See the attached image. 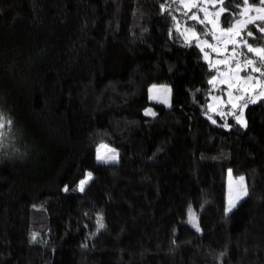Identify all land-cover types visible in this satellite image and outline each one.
<instances>
[{"label": "trees", "instance_id": "1", "mask_svg": "<svg viewBox=\"0 0 264 264\" xmlns=\"http://www.w3.org/2000/svg\"><path fill=\"white\" fill-rule=\"evenodd\" d=\"M191 10L0 0V111L14 122L0 147V264H264V100L247 104L245 127L210 112L216 69L184 33L211 41L210 26ZM153 84L169 86L168 105L149 100ZM100 143L118 159L98 161ZM228 170L248 195L225 212Z\"/></svg>", "mask_w": 264, "mask_h": 264}, {"label": "rangeland", "instance_id": "2", "mask_svg": "<svg viewBox=\"0 0 264 264\" xmlns=\"http://www.w3.org/2000/svg\"><path fill=\"white\" fill-rule=\"evenodd\" d=\"M197 5V7L193 8V10L190 11L189 15L192 16L193 13H195L198 16V20L207 21L209 23V34L212 40L209 41L208 39L206 40L203 38H199L198 35L194 36L193 30L189 28H187L184 33L187 38H198L197 43L201 47V49L204 50L205 57L207 55L206 60L212 67L216 69V75L214 76L215 79L212 78L215 93L213 92L211 94V101L209 104L210 112L220 117L223 122L222 125L225 127H228L230 125V123L228 122L229 118H234L237 121L236 117L240 116L241 120H243L244 123L242 124L238 121L237 123L240 126L245 127L246 119L244 115V105L246 102L247 104H250V101L256 98L260 89L258 88L256 92H244L243 83L236 80V73L234 70L237 67V62H240L241 67H243V59L245 57L239 55V53L243 52L247 56V58H257L253 54L247 53L246 48L242 47L240 44H237V55L235 56V59H233V45L225 44V41L228 39V37L226 35H222L220 31L221 27H213V24L210 23L211 20L215 19L213 13L219 10L220 5L217 4L215 6H212L208 3L203 2V0H197ZM184 6L189 11V8L186 5ZM256 14L257 13L255 11L250 13L251 16H255ZM239 19H245V17H239ZM180 31H183V29ZM214 36L221 37V39L217 40L214 38ZM204 41H207V43H204ZM209 44L212 45V47H209ZM214 49H219V51H214ZM210 51L213 54H211ZM223 60H228L229 63H217V61ZM261 67H264V65H261ZM245 75H252L253 77H256L259 74L251 72L250 69H245L240 73V76ZM261 79H264V77H261ZM222 81H228V83H224ZM229 84H232L233 86L229 87ZM229 93H231V96L229 95ZM148 97L150 101L168 105L170 102V88L167 84L150 85L148 90ZM237 97H244V99H236ZM234 103L237 105V107H233ZM144 113L150 116L154 115V111L150 107H147ZM185 134L186 131L182 133V139H184ZM98 156L103 157V159H98ZM112 157H115V159H111ZM96 159L101 162H114L118 159V152L111 145L107 143H100L96 151ZM241 176L244 177L243 175H232L230 170L227 171L225 212L229 207L230 201L235 202L237 205L245 197L244 196L239 200L236 199L237 196L246 189L245 179L243 182L239 180V177ZM21 258L22 257L20 253V259L17 264H22Z\"/></svg>", "mask_w": 264, "mask_h": 264}, {"label": "snow or ice", "instance_id": "3", "mask_svg": "<svg viewBox=\"0 0 264 264\" xmlns=\"http://www.w3.org/2000/svg\"><path fill=\"white\" fill-rule=\"evenodd\" d=\"M178 2L186 5L189 10L198 6L197 0H178ZM203 2L208 3L212 6H215L217 4L220 5L219 10L213 13L215 19L210 21V23L213 24V27H220L219 20L224 14L228 13L229 15L233 16V22L230 23L227 28H220L222 35H226L228 37V39L225 41V44L233 45V59H235V56L237 55V44H240L242 47L246 48L247 53H251L257 58H247V56L243 52L239 53V55L244 56L245 58L243 59V67H241L240 62H237V67L234 70L236 73V80L243 83L244 92H256L258 88L260 89L256 98L250 101L251 103L255 104L264 100V79H261V77H264V67H261V65H264V46L254 47L251 43L248 42L247 39L244 38L245 36L249 38H252L254 36L253 31L248 30L250 25L254 26L261 34V36H264V26H260L261 24H264V0H258V4H251L250 0H241V4L236 5V7L240 9V11L232 13H229L228 9L223 7L226 0H203ZM253 11L257 13L255 16L250 15V13ZM238 17H245V19H239ZM190 18L193 20H198V16L195 13H193ZM199 23L203 24L204 21L199 20ZM193 35H197L194 30ZM214 38L217 40L221 39V37L215 36ZM204 43H207V41H204ZM208 46L212 47V45L210 44ZM214 51H219V49H214ZM205 58H207V55ZM217 63L227 64L229 63V61L223 60L217 61ZM245 69H250L251 72L257 73L259 75L256 77H253L252 75L240 76V73ZM213 79H215V77H213ZM222 82L228 83V81ZM209 83H212V81H209ZM232 86V84H229V87ZM229 95L231 96V93H229ZM236 99L242 100L244 99V97H237ZM244 106L247 107V102ZM233 107H237V105L234 103ZM236 119L238 122L242 124L244 123V121L241 120L240 116H237ZM13 123L14 122L10 117L6 116L3 111H0V147L3 146V141L10 135ZM97 158L103 159V157L100 156H98ZM111 159H115V157H112ZM91 177L92 174L88 173L87 179L80 181L81 191L83 190V186L87 183V180L91 179ZM239 180L243 182L244 177H239ZM247 195L248 192L247 189H245L240 195L237 196L236 199L239 200ZM235 206L236 203L230 201L229 207L226 209V212H230ZM189 212L191 215V209L189 210ZM194 226H196L197 230H199L198 225ZM101 227H103V225H101Z\"/></svg>", "mask_w": 264, "mask_h": 264}]
</instances>
